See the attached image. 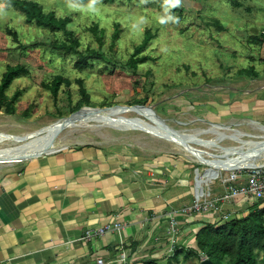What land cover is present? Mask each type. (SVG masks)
Segmentation results:
<instances>
[{
  "label": "rangeland",
  "instance_id": "374dc122",
  "mask_svg": "<svg viewBox=\"0 0 264 264\" xmlns=\"http://www.w3.org/2000/svg\"><path fill=\"white\" fill-rule=\"evenodd\" d=\"M29 1L40 4L44 12L54 11L57 17H70L68 29L80 42L78 49L83 52L87 48L100 50L104 58L92 60L90 68L79 72L75 67L77 55H66L55 48L66 40L61 32H50L26 22L23 14L0 0V81L8 66H21L25 70L5 89L7 101L15 93L18 95L8 101L7 106L0 105V136H25L35 128L68 116L77 106L134 105L152 106L172 128H204L203 124H193V120L198 119L218 126L232 122V129L255 133L247 125H233L242 120L239 118L211 121L205 117L210 102L220 104L221 93L227 91L230 98L239 94L237 89L241 88L244 76L238 75V70L249 69L255 76L264 72V64L257 58L258 48L248 44L251 36L244 28L249 22L258 21L264 25V0H236L240 7L231 5L230 0H171L161 11L157 9L158 0ZM174 17H179L175 23L172 22ZM93 23L104 31L102 45L88 30ZM115 24L120 31L118 37L112 39ZM146 29L151 31L153 38L141 55L149 56L150 60L132 70L126 62L142 42ZM181 29L184 30L181 32ZM11 33L16 34V40ZM260 36L264 37V31ZM58 75L67 78L70 85L61 84L53 97L45 85ZM77 80L82 81L88 94V105L79 92ZM59 136L64 139L63 147L94 145L107 150L129 151L137 157L136 161L143 157L149 173H154L152 170L160 165L169 179L188 180L190 187L194 172L205 168L169 141L142 131H120L89 123L87 127L62 131ZM201 138L211 140L215 136L208 133ZM221 145L237 144L225 139ZM56 148L62 147H53ZM205 150L219 154L218 149ZM175 169L182 171L180 177L171 176ZM220 173L217 171L206 183L200 178L198 182L195 180L196 187L198 183L199 187L223 192L219 180L210 186ZM237 208L228 219L240 216V208ZM219 213L221 215L224 210ZM217 219L219 216L213 218ZM199 263L197 258L184 260L179 257L171 261V264Z\"/></svg>",
  "mask_w": 264,
  "mask_h": 264
},
{
  "label": "crops",
  "instance_id": "0c3cea01",
  "mask_svg": "<svg viewBox=\"0 0 264 264\" xmlns=\"http://www.w3.org/2000/svg\"><path fill=\"white\" fill-rule=\"evenodd\" d=\"M263 26L257 21L244 28L261 38ZM254 46L258 60H264V43ZM240 82L238 95L230 98L225 91L220 104L209 103L207 120L247 118L264 124V72ZM55 150L0 167V264H97L98 259L118 264L119 237L128 247L129 264L153 259L166 264L172 247L192 244L193 235L211 220L210 215L176 217L179 229L170 234L167 218L190 202L197 172L190 187L188 180L169 179L160 165L149 173L143 157L136 161L129 151L94 145ZM180 172L175 169L171 176ZM108 222L123 226L120 236L84 238L86 230Z\"/></svg>",
  "mask_w": 264,
  "mask_h": 264
},
{
  "label": "trees",
  "instance_id": "16d2710c",
  "mask_svg": "<svg viewBox=\"0 0 264 264\" xmlns=\"http://www.w3.org/2000/svg\"><path fill=\"white\" fill-rule=\"evenodd\" d=\"M77 2H85L87 0H75ZM114 0H104L105 3H112ZM171 0H158L157 9L163 10ZM231 5L240 7L241 4L236 0H230ZM2 3L15 8L25 16V21L34 23L37 27L44 28L50 32H61L66 40L55 45V48L61 50L64 54L77 55L75 67L80 72L90 68L92 60L104 58L100 50L87 48L85 52L79 48L80 42L74 36L73 31L68 29L71 22L70 17H57L54 11L44 12L40 4L29 0H2ZM179 17H174L172 22L175 23ZM220 27V26H219ZM185 29V28H184ZM181 29V32L184 30ZM89 32L95 37L97 43L102 45L103 29H100L96 23L89 27ZM222 30V29H221ZM119 25L115 24L112 33V39H116L119 33ZM13 39L16 40V34L11 33ZM153 38V34L149 29L144 31L142 42L134 48L130 59L126 62V66L135 70L140 64L150 60L149 56L141 55L149 41ZM254 45H262L264 39L259 37H251L249 39ZM264 64V60H261ZM25 70L21 66H8L2 74L0 81V105L8 104V101L15 99L17 93L7 101L4 97L5 89L10 85L13 78ZM238 75L253 77L249 69L238 70ZM255 76V75H254ZM61 84L70 85V81L60 75L56 76L49 85L45 87L49 90L53 97H56L57 90ZM79 92L86 100L88 94L82 86V81L77 80ZM80 106L74 108L73 113L79 110ZM86 107V106H83ZM7 110V109H6ZM156 112V110H155ZM157 113V112H156ZM71 114V113H70ZM69 114V115H70ZM240 216H234L227 221L221 219L209 220L193 235L192 244L176 246L172 255L166 258L167 263L171 264L172 259L182 257L186 260L189 258L200 259L201 255L211 260L212 264H264V200L255 202L246 207H240ZM235 213V212H233ZM157 260H148L142 264H156Z\"/></svg>",
  "mask_w": 264,
  "mask_h": 264
},
{
  "label": "bare ground",
  "instance_id": "6f19581e",
  "mask_svg": "<svg viewBox=\"0 0 264 264\" xmlns=\"http://www.w3.org/2000/svg\"><path fill=\"white\" fill-rule=\"evenodd\" d=\"M99 109L91 110L82 107L79 111L77 110L66 117L57 118L46 125L33 129L25 136H0V167L19 163L48 148L63 147L64 139L59 136L62 131H71L82 126L87 127L89 123L120 131H142L169 141L193 162L205 167L197 171V182L200 178L206 183L214 177L217 171L224 172L221 170L264 166V126L255 120L244 118L233 124L247 125L255 131L253 135L232 129L230 126L232 122L218 126L204 120L198 121V119H194L193 124H203L204 128L182 129L171 126L168 128V126L162 125L163 123L159 121L156 114L144 107L113 106L108 109ZM208 133L213 134L215 138L211 140L201 138V135ZM225 139H230L237 145L223 147L221 142ZM207 148L218 149L219 154L207 152L205 150ZM237 155L239 156L236 157ZM227 157L228 159H226ZM224 163L225 165H223ZM200 187L198 185L196 189L198 190Z\"/></svg>",
  "mask_w": 264,
  "mask_h": 264
},
{
  "label": "built area",
  "instance_id": "2783aa9c",
  "mask_svg": "<svg viewBox=\"0 0 264 264\" xmlns=\"http://www.w3.org/2000/svg\"><path fill=\"white\" fill-rule=\"evenodd\" d=\"M68 147L59 148L53 152L62 151ZM197 170V169H196ZM220 181L223 192H215L213 189H208L206 186L195 189L191 201L181 207L176 213L170 214L167 218L170 234L176 236V231L179 229L178 219L182 217H193L196 215H210V218L228 220V216L241 205H247L249 202L255 203L264 200V166L255 168H238L235 170H227L221 172L213 180ZM194 187V184H193ZM233 207L227 209V206ZM225 212L220 215V211ZM229 213V214H228ZM176 217H179L178 219ZM218 219V220H219ZM123 226L117 222H108L94 230L88 229L84 233L85 239H90L93 236H103L106 233H117L120 236ZM118 247L120 253L116 258L118 264H129L130 253L124 241L119 237ZM175 248V247H174ZM172 247L171 251L174 250ZM202 259H206L201 255ZM97 264H104L103 259H98Z\"/></svg>",
  "mask_w": 264,
  "mask_h": 264
},
{
  "label": "water",
  "instance_id": "95a60500",
  "mask_svg": "<svg viewBox=\"0 0 264 264\" xmlns=\"http://www.w3.org/2000/svg\"><path fill=\"white\" fill-rule=\"evenodd\" d=\"M135 107H144V108H147V109H149V110H151L154 114H156V112H155V110H153V108H152V106H143V105H134V106H130L129 108H135ZM84 108H87V109H91V110H95V109H99V108H95V107H88V106H86V107H84ZM81 109V108H80ZM79 109V110H80ZM106 109H108V108H106ZM78 110V111H79ZM100 110V109H99ZM157 115V114H156ZM157 118L159 119V121L160 122H162L163 124L162 125H165V126H168V128H169V125H167L166 123V120H164V119H161L158 115H157ZM209 122V121H208ZM258 122V121H257ZM175 123L176 124H181L182 122H180V121H175ZM258 123H260V122H258ZM261 124V123H260ZM263 125V124H262ZM264 126V125H263ZM171 128V127H170ZM171 132H174L173 130H171ZM196 189V186H195V184H194V187H193V190H195ZM199 264H212V262H211V260H209V259H202L201 261H200V263Z\"/></svg>",
  "mask_w": 264,
  "mask_h": 264
}]
</instances>
